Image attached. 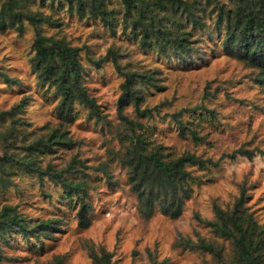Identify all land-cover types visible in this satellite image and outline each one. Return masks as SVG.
Masks as SVG:
<instances>
[{
	"label": "rangeland",
	"instance_id": "obj_1",
	"mask_svg": "<svg viewBox=\"0 0 264 264\" xmlns=\"http://www.w3.org/2000/svg\"><path fill=\"white\" fill-rule=\"evenodd\" d=\"M192 2V0H190ZM218 1V3H217ZM0 0V111L25 98L16 122L0 114V155L29 159L47 171L81 180L84 189L66 191L50 174L39 175L23 166L0 169V210L14 207L28 224L50 221L51 230L25 237L18 229L0 235V264H93L90 248L112 253L114 264H241L231 238L220 236L201 222L214 219V205L228 210L245 188L246 212L264 228V82L260 69L238 53L225 48V29L218 26L213 5L199 11L205 28L187 22L171 29H189L190 54H168L144 46L141 35L121 21L122 0H108L114 11V28L99 17L81 16L68 0ZM231 8V0H216ZM24 13H33V24ZM40 32L80 47V83L99 105L101 118L90 115L75 102L68 112L59 109L62 94L52 80H44L35 66L34 40ZM108 50L116 53L113 61ZM172 55V57H171ZM94 59V62L89 60ZM124 73H133L137 91L124 100ZM204 105V110L183 114L182 120L203 140L190 132L179 133L169 116L179 109ZM136 108L149 109L141 116ZM140 123L135 129L150 144H162L166 156L192 152L218 161L217 165H187L192 177L181 213L173 217L159 206L144 217L132 190L124 157L132 139L123 117ZM63 134L70 144H50L43 151L27 150L37 139L44 142L51 132ZM60 140V139H58ZM62 142V140H60ZM66 142V143H67ZM242 147L253 150L251 158L228 155ZM90 204V224H78V208ZM204 239L214 251L198 246ZM264 264V245L262 248Z\"/></svg>",
	"mask_w": 264,
	"mask_h": 264
},
{
	"label": "trees",
	"instance_id": "obj_2",
	"mask_svg": "<svg viewBox=\"0 0 264 264\" xmlns=\"http://www.w3.org/2000/svg\"><path fill=\"white\" fill-rule=\"evenodd\" d=\"M77 14L81 16L99 17L100 20L114 28V11L110 10L106 2L108 0H68ZM232 7L224 8L216 3V0H122L124 12L121 21L127 27H131L134 32H139L141 42L144 46H156L161 53L168 54L167 45H171L175 50L173 53L181 56L190 54L193 40L190 39L189 29H171L170 22L165 16H159L161 11L171 15V22L174 27H179L183 22H187L197 28H205V23L198 14L205 11L208 6L213 5L211 12L217 14L218 26L223 25L225 29V48L233 52L234 47L238 48V53L253 67L260 69L258 81L264 82V0H231ZM14 0H9L6 9L12 12ZM26 18L33 24L38 22V18L33 13H24ZM168 17V16H167ZM135 32V35L137 34ZM36 49L35 66L39 69L44 80H52L58 91L62 94L60 111L66 113L77 102L87 107L90 115L96 119L102 117L99 105L95 98L91 96L84 85L80 83V69L78 67V55L80 47L70 46L60 39H52L43 36L40 32L36 34L34 40ZM184 54V55H183ZM107 57L115 61L116 53L108 50ZM172 57V55H171ZM94 62V59L89 57ZM125 82L123 84L124 100L133 96L136 103L138 99L137 91L133 88L136 77L133 73H124ZM26 104L25 98L15 103L11 108L0 111L2 116H6L14 123L16 116L23 110ZM196 110H204L214 115L213 109H208L204 105H197L192 108H181L169 116L179 126V133L186 136L189 131L195 140H203L204 135H199L195 129L189 127L183 120L185 113ZM136 111L141 116L151 114L149 109H139ZM126 120L131 129V142L126 150L124 163L127 166L128 177L132 190L137 196V204L140 213L149 218L156 206L160 210L173 217L181 213L184 196L189 193L192 177L187 165H217L218 161L211 158L202 157L192 152H185L181 155H169L164 153L162 144H150L144 134L135 129L140 123L133 120ZM62 140V142L60 140ZM63 137L61 132L53 131L44 142L41 138L32 141L27 150L43 151L50 144H70V141ZM67 142V143H66ZM253 150L239 147L233 150L228 156L237 155L253 156ZM5 165H17L35 171L39 175L50 174L56 178L66 191L83 190L81 180L64 175L66 169L47 171L33 164L29 159L16 157L14 154L4 153L0 155V169ZM246 191L242 187L239 195L235 199L233 206L225 210L218 205H214V219L208 220L198 217L205 225L220 236L231 238L235 244L241 264H259L262 260V248L264 245V228L258 225L252 214L246 212L245 207ZM90 204L82 199L78 208V224L87 227L90 224L88 212ZM52 226L50 221L36 224H28L14 207L5 206L0 210V235L10 229H18L25 237H40L39 233L49 232ZM212 242L200 239L198 246L209 251H214ZM90 257L93 264H114L112 253L104 248L98 250L90 248ZM56 264L62 261L57 257ZM155 264V263H154Z\"/></svg>",
	"mask_w": 264,
	"mask_h": 264
}]
</instances>
